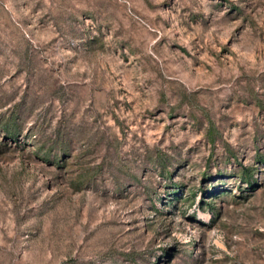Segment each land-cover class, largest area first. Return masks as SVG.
<instances>
[{
	"label": "rangeland",
	"instance_id": "374dc122",
	"mask_svg": "<svg viewBox=\"0 0 264 264\" xmlns=\"http://www.w3.org/2000/svg\"><path fill=\"white\" fill-rule=\"evenodd\" d=\"M0 264H264V0H0Z\"/></svg>",
	"mask_w": 264,
	"mask_h": 264
}]
</instances>
